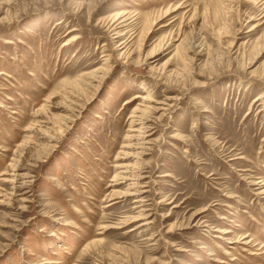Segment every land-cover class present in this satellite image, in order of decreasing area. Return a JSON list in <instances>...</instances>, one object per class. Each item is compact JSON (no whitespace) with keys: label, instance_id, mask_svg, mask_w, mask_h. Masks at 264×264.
Instances as JSON below:
<instances>
[{"label":"rangeland","instance_id":"1","mask_svg":"<svg viewBox=\"0 0 264 264\" xmlns=\"http://www.w3.org/2000/svg\"><path fill=\"white\" fill-rule=\"evenodd\" d=\"M0 264H264V0H0Z\"/></svg>","mask_w":264,"mask_h":264},{"label":"bare ground","instance_id":"2","mask_svg":"<svg viewBox=\"0 0 264 264\" xmlns=\"http://www.w3.org/2000/svg\"><path fill=\"white\" fill-rule=\"evenodd\" d=\"M150 108V107H149ZM149 108H147V109H149ZM66 128V127H65ZM142 129V128H141ZM63 131H65V129L63 128ZM136 131V130H135ZM137 132L141 135V138H140V135H139V139H141L142 141L144 140L143 139V135H144V131H143V133L142 132H140L139 130H137ZM135 138V137H134ZM136 139V138H135ZM138 139V140H139ZM137 140V139H136ZM143 145V144H142ZM136 147V146H135ZM144 147V146H143ZM141 151V153H140V155H143V153H144V148H141L140 149ZM146 150H147V148H146ZM123 180H126V179H128V178H122ZM141 179H143L142 177H138V178H136V180H135V182H133L131 185H133L134 187H136V189H137V187H139L137 184H138V181H140ZM252 185H257V184H252ZM258 187V186H257ZM140 188H142L141 186H140ZM133 190V189H132ZM142 193H144V192H140L139 190H135V193L134 194H132V195H129L128 194V196H135V197H140V195H142Z\"/></svg>","mask_w":264,"mask_h":264}]
</instances>
